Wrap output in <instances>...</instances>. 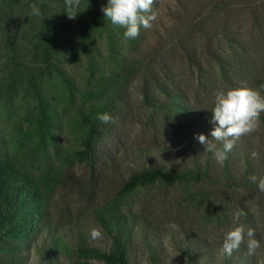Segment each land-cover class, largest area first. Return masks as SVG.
<instances>
[{
  "label": "trees",
  "instance_id": "trees-1",
  "mask_svg": "<svg viewBox=\"0 0 264 264\" xmlns=\"http://www.w3.org/2000/svg\"><path fill=\"white\" fill-rule=\"evenodd\" d=\"M161 1L154 0L155 14ZM172 1L174 25L155 20L126 39L124 28L104 18L107 0H80L85 9L74 19L65 0H0V101L16 90L28 93L27 119L35 120L28 133L37 137L29 150L0 153V264H166L172 251L184 264H264V192L249 179L264 177V113L223 165L195 138L210 137L217 91L247 86L264 96V0ZM32 4L40 16L32 15ZM74 64L81 79L70 73ZM70 109L76 142L65 150L56 130ZM105 112L114 122L97 119ZM132 118L143 141L114 151L108 135ZM47 143L56 169L30 172L25 156L43 158ZM78 165L89 187L102 179L110 189L91 213L103 245L84 232L66 235L50 219L54 189L80 186L68 172ZM168 206L188 223L162 226L151 210ZM237 209L246 214L237 223L254 229L261 243L254 256L243 244L221 256Z\"/></svg>",
  "mask_w": 264,
  "mask_h": 264
},
{
  "label": "rangeland",
  "instance_id": "rangeland-1",
  "mask_svg": "<svg viewBox=\"0 0 264 264\" xmlns=\"http://www.w3.org/2000/svg\"><path fill=\"white\" fill-rule=\"evenodd\" d=\"M174 2L172 0H162L160 8L156 13L158 24H165L168 26L174 25L172 16L168 14V8H174ZM5 73L4 68V53L0 41V77ZM70 73L77 80V78H82V69L78 64H74L70 69ZM4 100L0 101V135L2 137V143L0 147V153L8 154L10 152H18L19 150H29L36 145L37 137L30 135V130L35 124V120L29 121L27 118L31 117V96L23 92L22 90H16L15 96L3 97ZM133 110L136 112L137 102L133 101ZM64 104H61L58 108L59 111H62ZM65 107V106H64ZM70 106L67 107V109ZM30 112V113H29ZM71 109L62 114V126L60 129L56 130V138L59 143V146L62 149L70 150L75 146V134L69 127V116ZM141 124L137 123L134 118L127 120L125 125H118V128L111 131V134L108 135L109 139L113 144V149H122L128 143L134 141H143L141 136H144L141 128ZM136 143V142H134ZM48 144V150L46 155L40 159H32L33 157L28 155L25 156V164L30 172L35 174H41L47 171H50L51 168L54 170L57 166L58 159L53 154V150ZM71 177H73L77 185H72L71 183H61L53 191L52 199V209L51 217L52 223L54 226L58 227L60 231L64 232L66 235H75L79 232H84L89 235L91 228L96 227V223L92 218V211L96 209L97 199L104 194L109 192V187L106 182L102 179L92 187H89L88 174L85 167L75 166L72 170H68ZM111 177V176H110ZM116 180L117 176H112ZM85 192H90L92 195V200L89 201L86 198ZM154 195L148 201L151 208L156 204ZM149 207V209H150ZM172 207L155 208L153 211L155 214H159V219L163 222H160L162 226H172L175 227L183 223H188L190 220L189 216H179L175 217L172 213ZM150 211L149 217H154ZM97 228V227H96ZM246 228V227H245ZM247 230V229H246ZM98 245H103L100 242L95 243ZM169 259L166 264H184L180 258V255L177 252L172 251L169 253ZM264 262V261H263ZM94 264H105L102 262H94ZM138 264H146L141 261Z\"/></svg>",
  "mask_w": 264,
  "mask_h": 264
},
{
  "label": "clouds",
  "instance_id": "clouds-1",
  "mask_svg": "<svg viewBox=\"0 0 264 264\" xmlns=\"http://www.w3.org/2000/svg\"><path fill=\"white\" fill-rule=\"evenodd\" d=\"M154 0H107V5L102 6L104 18H107L112 25L124 28L123 33L126 39H135L139 36L141 28L149 29L152 22L157 19L153 12ZM70 19H74L77 12L84 10L80 8V0H65ZM32 15L40 16L41 12L36 4L30 5ZM261 113H264V96L251 87L241 86L226 91H217L215 94L214 107L211 109L210 123L213 127L210 137L204 134H196L197 141L204 146V151L212 152L214 159L221 165L227 159L235 143L245 135H249L260 126ZM97 119L102 123L114 122L113 117L108 113L98 114ZM211 138V139H210ZM212 141L221 143L217 148ZM253 159L258 153L253 151ZM249 179L257 183L258 190L264 192V177L256 175L249 176ZM246 215L242 209L232 213L234 227L230 228L224 235L221 247V256H231L233 251H238L241 245L246 246L249 256H254L261 243L255 238V230L251 227L245 229L240 221ZM103 231L99 228H91L89 231V242L98 243L103 239ZM178 254V253H177Z\"/></svg>",
  "mask_w": 264,
  "mask_h": 264
}]
</instances>
